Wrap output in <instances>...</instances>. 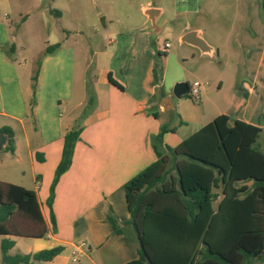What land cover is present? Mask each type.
Wrapping results in <instances>:
<instances>
[{
  "label": "crops",
  "instance_id": "obj_1",
  "mask_svg": "<svg viewBox=\"0 0 264 264\" xmlns=\"http://www.w3.org/2000/svg\"><path fill=\"white\" fill-rule=\"evenodd\" d=\"M258 1L250 0L248 5L251 24L243 33L247 39L250 34L264 33L260 11L264 3L260 6ZM253 2L258 7L253 9ZM150 8L160 10L156 35L150 31L151 23L144 14V10ZM56 12L59 16L63 14L60 10ZM202 12L203 0H146L141 4L139 37L143 42L148 38L152 41L167 24L188 16L199 17ZM191 31L204 39L202 28L188 22L183 36ZM8 39L0 41V116L5 120L0 130L9 128L13 131L14 152L7 151V143L0 151L5 153L0 156V181L36 193L48 230L42 239L9 236L15 242L9 254H21L15 253L18 248L27 249L21 254L27 255L61 246L64 251L45 264H69L68 259L72 258L75 248L86 242L88 252L83 256L86 264H128L137 260L139 247L135 232L128 226L125 234L114 233L107 213L111 209L122 223L130 219L125 185L157 161L152 138L160 133L163 125L174 128L167 122L168 116L176 114L173 94L163 89L164 96L160 97L158 88L163 86L152 82L149 60L144 64L146 68L141 77L133 66L121 73L112 71L110 64L103 69L93 86L95 105L79 123L82 130L72 165L55 189L54 225L47 205L50 189L62 159L65 135L79 122L82 114H76L89 98L88 82L79 78L82 90L76 87V52L61 46L57 53L44 55L34 92L32 78L38 68V56L30 62H22L15 56L6 57L3 48L8 47ZM108 49L104 55L109 61ZM262 65L264 53L259 57L257 73L244 86L247 99L239 104L244 105V112L234 118L220 112L214 119L227 115L231 125L242 121L261 128V135L264 134V110L254 106L264 98ZM110 73L124 90L110 82ZM201 117L202 113L197 122H201ZM186 122L188 119L183 116L179 127L175 126L177 131L165 134L162 148L165 153L167 148L174 149L188 138L178 136ZM209 123H200V129ZM65 253L69 254L67 258ZM258 264H264V261Z\"/></svg>",
  "mask_w": 264,
  "mask_h": 264
},
{
  "label": "trees",
  "instance_id": "obj_2",
  "mask_svg": "<svg viewBox=\"0 0 264 264\" xmlns=\"http://www.w3.org/2000/svg\"><path fill=\"white\" fill-rule=\"evenodd\" d=\"M60 48L50 46L46 54ZM158 53L154 69L162 71ZM38 68L34 73L36 90ZM110 82L121 90L112 74ZM160 97L164 96L161 86ZM93 108L95 95L88 102ZM86 109V108H85ZM67 132L62 159L50 189L48 208L55 225L53 202L61 176L70 169L82 127ZM156 117L157 114H155ZM184 122H181L183 124ZM177 127L163 125L152 138L158 156L125 185L130 219L120 222L110 209L107 219L116 234L128 226L136 234L139 258L128 264H258L264 261V153L262 129L242 121L230 124L220 115L176 148L164 152V136ZM7 136V151L14 152V133ZM251 183V184H248ZM48 233L37 195L22 186L0 181V236L2 264H45L60 255L61 246L27 255H10L15 242L9 236L42 239Z\"/></svg>",
  "mask_w": 264,
  "mask_h": 264
},
{
  "label": "rangeland",
  "instance_id": "obj_3",
  "mask_svg": "<svg viewBox=\"0 0 264 264\" xmlns=\"http://www.w3.org/2000/svg\"><path fill=\"white\" fill-rule=\"evenodd\" d=\"M145 1L0 0V41L9 38L3 53L6 57H18L22 62H30L38 56L41 63L44 55H49L46 49L50 46L60 44L65 50L73 48L76 52V87L82 86L84 78L88 82L89 98L95 94L93 86L97 77L109 64L116 73L133 66L141 77L146 68L144 64L149 60L152 82L155 83L154 69L160 53L162 71L157 69V74L164 91L173 94L178 83H188L190 89L195 83L200 84V100L194 99L190 92L173 99L176 114L168 116V125L178 126L183 116L188 119L178 133L181 138L189 137L200 129V123H209L220 112L232 118L243 113L244 105L239 104L247 99L244 86L257 73L259 57L264 53V33L250 34L248 39L243 34L251 24L250 0H203V12L199 17L188 16L167 24L156 38L143 42L139 35L141 4ZM263 1L259 0L257 4L262 6ZM252 4L254 9L257 4ZM59 10L63 12L62 16L57 14ZM260 11L264 19V8ZM103 18L106 26H103ZM188 22L202 28L211 51L202 52L181 40ZM166 43L170 44L169 48ZM60 48L50 54L57 53ZM106 49L111 57L109 61L105 60L108 57L104 55ZM89 98L83 107L85 112L92 109ZM259 101L258 106H254L262 111L264 98ZM83 109L76 115H83ZM201 113L199 123L197 119ZM3 122L5 120L0 116V125ZM259 144L264 153V134L260 136ZM4 154L0 152V156ZM2 239L0 236V264ZM25 242L33 244L32 241ZM26 252L25 248L15 251ZM64 256L67 258L69 254ZM68 261L69 264H86L80 255L76 263L70 257Z\"/></svg>",
  "mask_w": 264,
  "mask_h": 264
},
{
  "label": "water",
  "instance_id": "obj_4",
  "mask_svg": "<svg viewBox=\"0 0 264 264\" xmlns=\"http://www.w3.org/2000/svg\"><path fill=\"white\" fill-rule=\"evenodd\" d=\"M159 13H160V10L155 9V8L144 10V14L147 16L148 20L151 23L150 31L154 35H156L158 31L156 20H157V16L159 15ZM102 23H103V26H106L104 18L102 19ZM182 41L199 48L202 52L211 51V47L207 44V42L203 38L199 37L197 32L195 31L186 33L183 36ZM189 91H190V87L188 83H178L173 90V97L179 98V97L185 96L189 93ZM6 143H7V136L4 134H0V151L3 149V146Z\"/></svg>",
  "mask_w": 264,
  "mask_h": 264
},
{
  "label": "built area",
  "instance_id": "obj_5",
  "mask_svg": "<svg viewBox=\"0 0 264 264\" xmlns=\"http://www.w3.org/2000/svg\"><path fill=\"white\" fill-rule=\"evenodd\" d=\"M170 44L166 43V48H169ZM200 84L199 83H195V85L190 89V93L191 96L196 99V100H200ZM88 252V246L86 243H82L81 245H79L78 247L75 248V250L72 253V261L74 263L77 262V256H85V254Z\"/></svg>",
  "mask_w": 264,
  "mask_h": 264
}]
</instances>
